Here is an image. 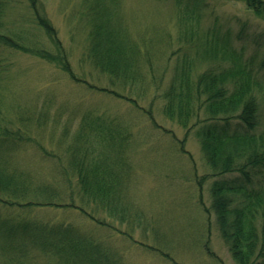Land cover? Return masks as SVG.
I'll use <instances>...</instances> for the list:
<instances>
[{
	"label": "rangeland",
	"instance_id": "obj_1",
	"mask_svg": "<svg viewBox=\"0 0 264 264\" xmlns=\"http://www.w3.org/2000/svg\"><path fill=\"white\" fill-rule=\"evenodd\" d=\"M39 1L41 12L57 30L74 73L82 80L72 79L58 62L0 40V120L4 123L2 117H10H5L12 123L10 129H16L22 124L19 117H29L28 130L34 136L4 159L32 175L37 185L46 180L61 181V163L68 160L61 150L73 140L85 115L101 116L118 124L121 135L129 134L124 150L113 152L110 148L108 155L121 161L117 170L119 190L131 212L142 214L144 222L135 216L122 221L95 202L84 204L85 209L110 228L98 226L80 210L44 209L33 214L68 220L81 230L92 231L109 245L120 264H237L219 230L211 187L216 180L236 179L239 174H214L194 131L185 139L187 130L163 114L161 93L171 83L175 68L185 60L194 64L196 76L208 70H225L231 81L249 79L258 104L253 133L264 137V16L256 15L239 0H205V11L192 18L180 13L177 0H113L114 26L130 42L147 45L153 53L156 71L148 72V85L137 106L101 90L114 88L125 96L135 92L112 86L106 74L85 60L88 33L95 28L99 15L90 14L88 6L110 4L112 0ZM0 3L6 9L0 33L10 35L26 49L55 53L51 38L36 21L30 0ZM142 64L147 70V63ZM150 109L156 124L148 114ZM68 127V141L63 145ZM99 130L105 131L96 129L95 133ZM42 148L56 150L61 160L51 159ZM263 177L246 186L252 190L264 185ZM230 198L232 206L241 201L238 194H230ZM76 204L83 205L77 194ZM156 248L174 261L162 257ZM49 261L43 258V262Z\"/></svg>",
	"mask_w": 264,
	"mask_h": 264
},
{
	"label": "trees",
	"instance_id": "obj_2",
	"mask_svg": "<svg viewBox=\"0 0 264 264\" xmlns=\"http://www.w3.org/2000/svg\"><path fill=\"white\" fill-rule=\"evenodd\" d=\"M30 1L36 21L51 38L55 53L26 49L6 33H0V40L10 47L34 52L47 61L60 63L72 79L80 82L82 79L74 73L57 30L39 8L40 1ZM239 1L256 15L264 16V0ZM204 3L205 0H177L180 13L190 18L205 11ZM114 6L113 0L110 4L88 6L90 14L95 12L99 15L96 16L95 28L88 33L85 60L106 74L112 86L135 92L125 96L114 88L101 90L125 97L138 106V98L143 96L148 85V72L155 74L156 71L153 53L147 45L130 42L122 30L114 26ZM4 7L0 3V26L4 24ZM142 61L147 63V70ZM194 72L191 61L185 60L175 68L171 83L161 93L165 101L163 114L187 130L185 139L194 131L207 164L216 176L239 174L236 179L214 181L211 205L221 235L236 263L264 264V185L252 190L246 186L264 175V137L253 133L257 126L258 104L251 81L244 78L231 81L230 73L225 70H208L199 76ZM153 79L160 89L157 78L154 76ZM0 110L2 112L1 106ZM148 114L156 124L152 109ZM5 117L8 116L2 117L4 123L0 120L5 124L0 123V264H47L46 259L50 260L48 264H120L109 245L92 231L81 230L68 220L44 219L33 212L44 209L80 210L98 226H111L85 209L84 204L95 202L118 215L122 221L135 216L140 223L144 222L142 214L131 212L125 203V195L119 190L117 170L121 161L116 162L108 155L110 148H114L113 152L124 150L129 144V134L121 135L118 124L103 120L101 116L85 115L78 132L67 145L71 129L66 128L63 137L66 148L61 151L65 152L68 160L66 164L61 163L62 180H46L37 185L32 175L14 165V161L4 159L10 151L14 153L19 144L32 141L34 136L28 130L27 122L30 118L19 117L23 125L10 129L9 124L12 123ZM96 129L105 131L95 133ZM42 149L47 156L53 157L51 159H60L56 150ZM75 193L82 206L76 204ZM230 194H238L241 201L232 206ZM128 236L132 237L131 234ZM156 250L162 257L174 261L162 249Z\"/></svg>",
	"mask_w": 264,
	"mask_h": 264
}]
</instances>
